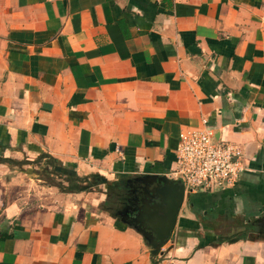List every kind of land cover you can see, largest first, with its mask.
I'll use <instances>...</instances> for the list:
<instances>
[{"label":"crops","instance_id":"obj_1","mask_svg":"<svg viewBox=\"0 0 264 264\" xmlns=\"http://www.w3.org/2000/svg\"><path fill=\"white\" fill-rule=\"evenodd\" d=\"M202 119L246 169L152 254L129 198ZM261 218L264 0H0V264H264Z\"/></svg>","mask_w":264,"mask_h":264},{"label":"built area","instance_id":"obj_2","mask_svg":"<svg viewBox=\"0 0 264 264\" xmlns=\"http://www.w3.org/2000/svg\"><path fill=\"white\" fill-rule=\"evenodd\" d=\"M174 164L167 174L182 182L186 194L232 187L246 169L240 146L219 139L206 119L179 134Z\"/></svg>","mask_w":264,"mask_h":264},{"label":"water","instance_id":"obj_3","mask_svg":"<svg viewBox=\"0 0 264 264\" xmlns=\"http://www.w3.org/2000/svg\"><path fill=\"white\" fill-rule=\"evenodd\" d=\"M142 182L141 197L136 198L138 207L133 210L131 220L147 238L152 254H157L175 228L185 197L184 186L166 174L147 176Z\"/></svg>","mask_w":264,"mask_h":264},{"label":"flooded vegetation","instance_id":"obj_4","mask_svg":"<svg viewBox=\"0 0 264 264\" xmlns=\"http://www.w3.org/2000/svg\"><path fill=\"white\" fill-rule=\"evenodd\" d=\"M131 190L134 191V188ZM139 192H140L139 189H136L135 192L133 193V196L131 195V197L129 198V205H128V210H127L128 216H125L127 219H131V217L133 216L132 212H134L133 210L138 207V204L136 203V198L141 197V194Z\"/></svg>","mask_w":264,"mask_h":264},{"label":"rangeland","instance_id":"obj_5","mask_svg":"<svg viewBox=\"0 0 264 264\" xmlns=\"http://www.w3.org/2000/svg\"><path fill=\"white\" fill-rule=\"evenodd\" d=\"M50 170H51V169H50ZM115 197H116V196H115ZM122 197H123V198H122ZM126 197H127V196H126V194L124 193L123 196H121V199H119V197H118V198L116 197L115 199L118 200V201L120 200V202L124 203V202L126 201V199H125ZM113 206H114V203H113ZM115 206H116V205H115ZM115 208H117V206H116ZM114 210H115V209H114ZM227 230H229V228H228Z\"/></svg>","mask_w":264,"mask_h":264}]
</instances>
